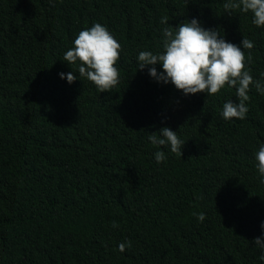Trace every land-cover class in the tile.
Returning <instances> with one entry per match:
<instances>
[{"label": "trees", "instance_id": "trees-1", "mask_svg": "<svg viewBox=\"0 0 264 264\" xmlns=\"http://www.w3.org/2000/svg\"><path fill=\"white\" fill-rule=\"evenodd\" d=\"M225 2L0 0V264H262L264 95L250 85L245 119L226 121L234 87L185 96L136 61L162 51V28L195 17L251 40L246 67L261 79L264 26ZM94 23L121 46L119 82L102 93L58 75L76 74L63 54ZM165 126L186 143L161 146L157 164L148 135Z\"/></svg>", "mask_w": 264, "mask_h": 264}, {"label": "clouds", "instance_id": "clouds-1", "mask_svg": "<svg viewBox=\"0 0 264 264\" xmlns=\"http://www.w3.org/2000/svg\"><path fill=\"white\" fill-rule=\"evenodd\" d=\"M55 7V3L50 4ZM226 10L239 8L242 13H252V23L257 27L264 26V0H226ZM162 25L168 24L166 16L160 18ZM173 28L175 30H173ZM72 47L63 54V61L75 65L77 71L58 73L67 83H73L79 77L91 81L99 92H105L119 82V72L116 67L120 57V44L110 33L106 25L94 23L84 28L72 40ZM253 42L247 38L240 44H234L221 36L217 29L205 28L200 21L193 17L177 26L162 28V51H139L136 56L138 69L148 67V75L157 83L172 84L182 94L206 93L214 95L227 85L235 88L238 102L228 100L223 103L221 117L224 120L237 118L245 119L249 109L248 92L250 85L256 92L264 95V73L261 79L254 80L246 67L245 49H252ZM250 59V58H249ZM160 66V71L157 69ZM155 133L148 135V140L157 151L153 153L157 164L167 159L161 146L167 147L171 153H180L186 143L181 140L177 131L165 126ZM182 156V155H181ZM255 167L259 182L264 184V143L255 152ZM198 222H203L205 214H196ZM113 227H116L115 223ZM261 235L254 238V244L260 249L259 257L264 264V221L260 223ZM130 247V242H128ZM121 251L125 244H120Z\"/></svg>", "mask_w": 264, "mask_h": 264}]
</instances>
